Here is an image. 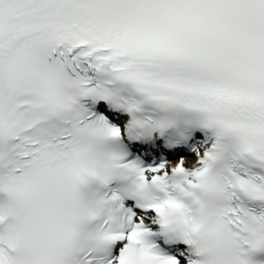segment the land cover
<instances>
[{
	"label": "snow or ice",
	"instance_id": "1",
	"mask_svg": "<svg viewBox=\"0 0 264 264\" xmlns=\"http://www.w3.org/2000/svg\"><path fill=\"white\" fill-rule=\"evenodd\" d=\"M0 264H264V0H0Z\"/></svg>",
	"mask_w": 264,
	"mask_h": 264
}]
</instances>
